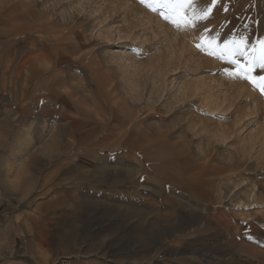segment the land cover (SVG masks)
Instances as JSON below:
<instances>
[{
	"label": "rangeland",
	"instance_id": "374dc122",
	"mask_svg": "<svg viewBox=\"0 0 264 264\" xmlns=\"http://www.w3.org/2000/svg\"><path fill=\"white\" fill-rule=\"evenodd\" d=\"M151 2L22 0L3 79L39 83L40 118L0 152L22 264H264V98L196 47L208 28L259 48L264 18L218 0L184 28Z\"/></svg>",
	"mask_w": 264,
	"mask_h": 264
},
{
	"label": "crops",
	"instance_id": "0c3cea01",
	"mask_svg": "<svg viewBox=\"0 0 264 264\" xmlns=\"http://www.w3.org/2000/svg\"><path fill=\"white\" fill-rule=\"evenodd\" d=\"M243 0H240V3ZM255 7H253L255 13L262 14L264 18V0H254ZM261 1V5H259ZM245 6L239 7L240 14L244 12V19L246 23L250 22V13L252 12V6H248L247 2L251 0H245ZM243 12H242V11ZM257 16V15H256ZM22 29V0H0V152L4 148L5 136L7 134V122L10 121V126L16 121H35L39 120V83L31 80H7L4 78L7 73V61L11 56V48H16L20 42ZM19 51V50H18ZM67 88L66 86H63ZM47 88L51 91L45 94L52 98V100H64L65 91H63V98L59 97L60 91L55 92L57 89L53 83L47 82ZM61 88V87H60ZM62 92V91H61ZM59 106V103H56ZM45 110L47 107L45 106ZM52 109V108H50ZM44 114H54L52 111L42 112ZM10 128V127H9ZM10 132V131H9ZM63 166H66L63 163ZM38 177V174H37ZM62 177L68 179V173L65 172ZM62 178V179H63ZM5 196L0 187V264H22L20 258H17L18 248L16 242L10 243V236L18 232L20 224L16 220H13L12 216L6 218L5 214L9 210L5 209L3 204L5 202ZM21 222V220H19Z\"/></svg>",
	"mask_w": 264,
	"mask_h": 264
},
{
	"label": "snow or ice",
	"instance_id": "6c2138e0",
	"mask_svg": "<svg viewBox=\"0 0 264 264\" xmlns=\"http://www.w3.org/2000/svg\"><path fill=\"white\" fill-rule=\"evenodd\" d=\"M146 2L147 0H140L142 4ZM217 3L218 0H211L208 6L198 8L195 0H152L148 3V7L153 10L166 9L167 12H160L166 21H171L178 27L195 29L200 22L209 19L212 8ZM181 10L184 14L177 18ZM199 40L200 42L196 44L197 49L233 65L232 70L225 69V72L233 78L246 80L254 90L259 92L261 98H264V75H253L256 68L264 70V40L259 41V48H257L256 45L249 46L244 36L236 37L230 34L227 38H222L219 32L212 35L208 28L200 33Z\"/></svg>",
	"mask_w": 264,
	"mask_h": 264
}]
</instances>
